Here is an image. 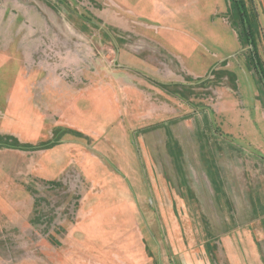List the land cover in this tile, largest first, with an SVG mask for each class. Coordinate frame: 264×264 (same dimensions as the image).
<instances>
[{"label": "rangeland", "instance_id": "rangeland-1", "mask_svg": "<svg viewBox=\"0 0 264 264\" xmlns=\"http://www.w3.org/2000/svg\"><path fill=\"white\" fill-rule=\"evenodd\" d=\"M249 233L264 0H0V264H229Z\"/></svg>", "mask_w": 264, "mask_h": 264}, {"label": "crops", "instance_id": "crops-1", "mask_svg": "<svg viewBox=\"0 0 264 264\" xmlns=\"http://www.w3.org/2000/svg\"><path fill=\"white\" fill-rule=\"evenodd\" d=\"M246 236L244 241L246 242L245 244L249 246L250 252H237L235 256L226 258L230 261L229 264H264L263 252L258 250L259 248H257L258 244H256L255 238L251 233L246 234Z\"/></svg>", "mask_w": 264, "mask_h": 264}]
</instances>
